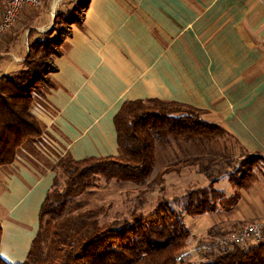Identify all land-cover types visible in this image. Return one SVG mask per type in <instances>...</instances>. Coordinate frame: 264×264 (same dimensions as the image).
<instances>
[{"label": "crops", "instance_id": "crops-1", "mask_svg": "<svg viewBox=\"0 0 264 264\" xmlns=\"http://www.w3.org/2000/svg\"><path fill=\"white\" fill-rule=\"evenodd\" d=\"M66 2L22 9L0 41V65L8 54L22 65L25 56L11 51V42L18 33L28 43L41 38L51 12ZM54 65L49 111L34 113L61 155L118 154L114 117L124 101L146 98L202 109L244 150L264 154V0H89ZM12 72L6 66L0 78ZM40 156L0 167V256L9 264L26 260L55 177V160ZM256 169L257 181L238 189L237 204L197 214L198 231L226 232L261 216L264 164ZM204 177L200 187L209 183ZM223 177L213 187L227 197L236 188Z\"/></svg>", "mask_w": 264, "mask_h": 264}, {"label": "trees", "instance_id": "trees-1", "mask_svg": "<svg viewBox=\"0 0 264 264\" xmlns=\"http://www.w3.org/2000/svg\"><path fill=\"white\" fill-rule=\"evenodd\" d=\"M88 4L89 0H77L69 9L74 14L69 18L56 13V29L32 41L19 71L0 78V167H9L21 157L46 155L55 160V177L39 209L38 231L21 264H264V236L255 242L229 244L203 253L198 263L189 261L184 249L190 231L182 211L169 199H161L148 213L132 211L127 218L108 222L100 223L95 210L64 215L69 201L81 194L95 176L141 187L153 183L154 177L162 180L164 174L178 172V164H197V170L209 180L206 186L191 188L184 194L183 207L188 215L215 210L217 204L234 206L239 200L238 189L253 186L258 178L255 168L258 162L264 164L263 153L244 150L226 129L205 120L204 110L158 98L121 104L114 117L116 155L74 159L69 154L61 155L55 145L49 152L41 147L40 139L47 134L34 113L35 98L45 97L55 87L51 77L56 69L54 58L62 53L71 26L81 25ZM63 16L67 25L64 32L58 27ZM31 34L30 29L28 38ZM231 139L243 150L238 162L228 145ZM159 146L175 153L155 170ZM59 175L63 176L62 182ZM222 176H227L236 188L227 197L213 187ZM212 233L208 236L225 232ZM0 264L9 263L0 256Z\"/></svg>", "mask_w": 264, "mask_h": 264}, {"label": "rangeland", "instance_id": "rangeland-1", "mask_svg": "<svg viewBox=\"0 0 264 264\" xmlns=\"http://www.w3.org/2000/svg\"><path fill=\"white\" fill-rule=\"evenodd\" d=\"M62 0H59L61 2ZM67 2L65 5L61 8L62 10L55 9L54 15L58 12H61L62 15H65L66 18H69L70 16H73L74 14L72 12L69 13V8L76 4L77 0H66ZM45 5V4H44ZM43 5V6H44ZM50 14L51 24L48 27L46 31L49 29H56L55 26L57 23L55 22V17ZM80 15V13H79ZM61 17V21L59 22L58 27H62V32L66 31L67 25H64V17ZM19 18V17H18ZM17 22V21H16ZM15 22V23H16ZM65 26V27H63ZM46 31H42L41 33L44 34ZM53 31V30H52ZM41 34V38L43 35ZM53 34H56L55 31H53ZM30 45H32V39L26 42V38L20 33L17 34L15 39L11 42L10 50L15 52L16 54H19L21 56H26ZM12 55V54H11ZM9 54L5 56L4 59H2L1 65H0V74L3 73V70L8 66V71H13L12 73H16L23 67V64L18 66V63L14 61L13 58L9 59ZM43 90H46V88H42ZM46 95V94H45ZM45 97H36L35 101H37V104L35 106H40L41 109L48 110V105L45 102ZM204 118V115H202ZM42 138L40 139V141ZM228 140V139H227ZM228 145L231 146L232 152L234 155L235 160L237 162L243 155V150L239 147V145H236V143L231 139L228 141ZM162 146H159L156 151V162H155V170L160 168L161 163L163 160H171L172 155L175 153L170 148L162 149ZM191 152H196L195 149H190ZM161 151V152H160ZM185 149L184 153L188 154ZM184 156L183 154H181ZM24 158V157H23ZM184 158H188L187 156H184ZM236 162V163H237ZM194 165L192 167H185L180 166L179 171L175 172L172 171V173H166L163 175L162 180L155 179V177L152 179L151 184L144 185L141 187H137L135 185L124 183V182H118L114 179L110 181H106L100 176H95V178L92 179L91 184L78 196L71 199L67 205V209L65 211L64 215H70V214H76L78 211L82 210H95L98 213L95 215V217L99 220V222H108L114 219H122L123 217H129L130 213L132 211H136L138 213H148L151 211V209L157 205V203L161 199H169L170 204L180 209L183 213L184 217V223L186 227L189 229V231L192 233L191 237L187 238L186 241V247L184 251H187L190 247L197 244V242L208 239V235H212L213 231H209L208 229L204 231H198L197 229L200 227L201 219L203 218L198 217L197 214L195 215H188L185 211V207H183L184 203V194L186 191H188L191 188L199 187L204 180V174L203 173H197L199 172L197 169L199 166L197 164H190ZM236 165L235 162L233 164ZM263 163L258 162L257 166H262ZM256 166V167H257ZM257 167V168H258ZM190 168V170H187ZM194 169L197 171L195 172ZM257 170V169H256ZM227 176H224L225 178ZM59 182H62L63 176H58ZM220 179V178H219ZM225 182L223 181L221 186H225ZM229 191L228 189H226ZM178 197L176 200L172 199L173 197ZM180 197V198H179ZM261 216H256L255 219L262 218L264 216V211L260 213ZM47 218V217H46ZM208 217H206L207 219ZM254 220V219H252ZM250 220V221H252ZM250 221H242V222H250ZM242 225V224H240ZM239 225V226H240ZM238 227V226H237ZM233 227L231 230L237 228ZM227 233V231H226ZM225 234V233H224ZM223 235V234H222ZM189 261H192L193 263H198L202 260V254H190L189 256H185Z\"/></svg>", "mask_w": 264, "mask_h": 264}, {"label": "built area", "instance_id": "built-area-1", "mask_svg": "<svg viewBox=\"0 0 264 264\" xmlns=\"http://www.w3.org/2000/svg\"><path fill=\"white\" fill-rule=\"evenodd\" d=\"M44 0H7L5 5L0 8V41L11 30L15 22L18 20L19 14L25 7L39 8L43 5ZM54 15V11L52 12ZM36 110H40V106H35ZM44 110V109H43ZM46 111V110H45ZM45 135V134H44ZM42 136L39 142L41 147L54 148L52 141L48 135ZM264 236V216L254 219L233 230L225 232L220 236H208V239L197 242L184 252L185 256L190 254H203L211 250L226 247L229 244H244L246 242H255Z\"/></svg>", "mask_w": 264, "mask_h": 264}]
</instances>
